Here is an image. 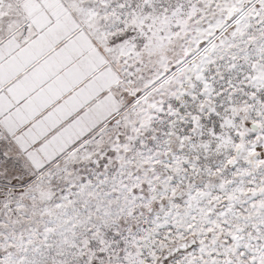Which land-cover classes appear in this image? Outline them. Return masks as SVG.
<instances>
[{
  "label": "snow or ice",
  "instance_id": "6c2138e0",
  "mask_svg": "<svg viewBox=\"0 0 264 264\" xmlns=\"http://www.w3.org/2000/svg\"><path fill=\"white\" fill-rule=\"evenodd\" d=\"M0 264H264V0H0Z\"/></svg>",
  "mask_w": 264,
  "mask_h": 264
}]
</instances>
